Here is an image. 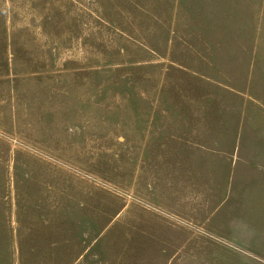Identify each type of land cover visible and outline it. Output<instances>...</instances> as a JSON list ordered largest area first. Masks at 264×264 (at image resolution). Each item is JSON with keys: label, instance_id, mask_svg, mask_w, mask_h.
Listing matches in <instances>:
<instances>
[{"label": "rangeland", "instance_id": "374dc122", "mask_svg": "<svg viewBox=\"0 0 264 264\" xmlns=\"http://www.w3.org/2000/svg\"><path fill=\"white\" fill-rule=\"evenodd\" d=\"M261 1L0 0V264H264V108L187 102Z\"/></svg>", "mask_w": 264, "mask_h": 264}, {"label": "crops", "instance_id": "0c3cea01", "mask_svg": "<svg viewBox=\"0 0 264 264\" xmlns=\"http://www.w3.org/2000/svg\"><path fill=\"white\" fill-rule=\"evenodd\" d=\"M248 24L249 36H251V39L249 38V41H247L249 43L247 48L245 47V41L243 42L242 37L241 40L235 39L232 35L228 37L230 38V46L234 48V56L229 60L224 56L222 61L219 59L218 65L215 67L219 75L218 80L215 81V79L206 75H200L201 73H196L195 71L190 72L197 81L199 77L202 79L201 84L204 87V93L201 99H196L195 97H189V99H187V102H202L197 106L200 111H205L206 103L204 102H216V112H212L209 109L208 111L216 113L215 116L211 115L210 120L212 121L214 119L212 123L215 127L214 132L215 134L217 132V135L210 134V136L214 135L212 139H219L221 136L227 138L225 133L228 132V135L231 133L233 134L230 139L239 140V142L237 141L238 145L236 147L234 144V149L236 148L235 153L231 150L230 157H233V164H236L237 160H240L241 163L244 162L239 155V146H241V140L243 138L244 124L241 118H238L235 114L236 106L238 111H240V108L242 109V106H245L242 101L245 102L246 99L249 102L260 103V106L264 108V0L258 3L257 9H254L253 13L250 14ZM234 36L236 37L235 34ZM238 41L239 45H237ZM221 48H223V46H218L216 49L218 57H220L219 53ZM214 52L215 50H213L212 53ZM221 62L223 63L221 64ZM207 65L211 71L214 70L212 63H208ZM226 77L228 78V82L226 81ZM225 102L230 103L226 105ZM236 102L239 103L237 104ZM246 107L243 108L246 109ZM231 110H233L232 114L230 112ZM225 111H228L230 113L229 115L232 116L231 121L229 117L225 119ZM199 117V123H201L204 116ZM226 124L229 126L228 129ZM202 133L205 134L203 129ZM201 147L203 148V146ZM206 149L209 150V147H206ZM216 153L219 154V152ZM246 165L254 167L252 162H248ZM257 171H264V167L256 168V172ZM248 186L249 185L243 187L242 185L243 192H241L242 196L240 197L242 202H244L247 197L246 194L250 188ZM215 249L216 248H214V251ZM203 250L205 251V249ZM207 250H209V248Z\"/></svg>", "mask_w": 264, "mask_h": 264}]
</instances>
